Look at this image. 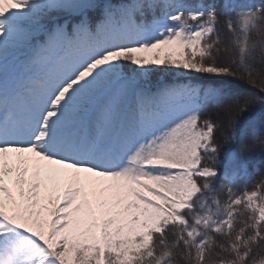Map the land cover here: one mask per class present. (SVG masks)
Listing matches in <instances>:
<instances>
[{"label":"snow or ice","instance_id":"snow-or-ice-1","mask_svg":"<svg viewBox=\"0 0 264 264\" xmlns=\"http://www.w3.org/2000/svg\"><path fill=\"white\" fill-rule=\"evenodd\" d=\"M257 161L264 0H0V264H264Z\"/></svg>","mask_w":264,"mask_h":264},{"label":"trees","instance_id":"trees-1","mask_svg":"<svg viewBox=\"0 0 264 264\" xmlns=\"http://www.w3.org/2000/svg\"><path fill=\"white\" fill-rule=\"evenodd\" d=\"M243 86V85H242ZM222 121H226V117H221ZM224 131V129H222ZM218 136V142L223 143L222 136L220 133H217ZM223 148L221 150V159H223ZM257 169H260V171L256 172V174L253 176V183L259 182V180L264 176V164H260L259 161L256 162L254 165ZM251 187V185H249Z\"/></svg>","mask_w":264,"mask_h":264}]
</instances>
